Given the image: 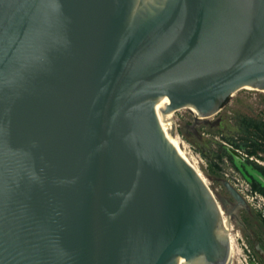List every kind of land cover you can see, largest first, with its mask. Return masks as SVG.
<instances>
[{"label": "water", "instance_id": "obj_1", "mask_svg": "<svg viewBox=\"0 0 264 264\" xmlns=\"http://www.w3.org/2000/svg\"><path fill=\"white\" fill-rule=\"evenodd\" d=\"M247 86L264 0H0V264H231L158 110L208 118Z\"/></svg>", "mask_w": 264, "mask_h": 264}, {"label": "rangeland", "instance_id": "obj_2", "mask_svg": "<svg viewBox=\"0 0 264 264\" xmlns=\"http://www.w3.org/2000/svg\"><path fill=\"white\" fill-rule=\"evenodd\" d=\"M234 93L218 113L208 118H198L194 109L185 107L174 111L171 121L167 120L161 126L168 140L204 176L229 220L228 229L231 228L229 231L235 237L237 249L231 264H249L254 251L244 235V228L249 224L250 228L257 229L261 216L255 205L259 201L249 198L253 214L244 208H238L235 214L228 210L225 201L230 194L224 181L228 179L235 185V182L239 183L235 176L240 178V175L229 158L227 146L231 141L239 142L243 138L244 119L264 120V91L246 87Z\"/></svg>", "mask_w": 264, "mask_h": 264}, {"label": "flooded vegetation", "instance_id": "obj_3", "mask_svg": "<svg viewBox=\"0 0 264 264\" xmlns=\"http://www.w3.org/2000/svg\"><path fill=\"white\" fill-rule=\"evenodd\" d=\"M246 137L247 133L245 132L243 138L239 142L234 140L231 141V143L227 146V150L230 154L232 153L229 151V148H234L240 154V157H235L232 154V163L235 170L240 175V178L235 176V179L239 181V183H235L242 187H236V184L234 185L230 182V180L226 179L239 191V193L245 199L246 203H239L224 183L226 189L230 194L229 197H227L225 203L228 210L232 214H235L238 208H244L247 212L253 214V210H251L250 206L251 203L249 197H254L258 199L259 204L255 205V208L258 209V213L261 216L260 219L257 221L258 227L257 229H254L250 228L249 224L246 225V228H244V235L251 244L255 254H252V258L250 257L249 264H264V192L254 188V182H258L262 187H264V170L260 168L264 167V150H259L257 153H250V147L247 144L248 140ZM237 143L239 144V146H237ZM241 179L243 180V182H241ZM258 213L256 212V214ZM248 250L251 251V249L249 248Z\"/></svg>", "mask_w": 264, "mask_h": 264}, {"label": "trees", "instance_id": "obj_4", "mask_svg": "<svg viewBox=\"0 0 264 264\" xmlns=\"http://www.w3.org/2000/svg\"><path fill=\"white\" fill-rule=\"evenodd\" d=\"M244 133H247V140L249 145L250 153H257L259 150H264V120H257L256 118H247L243 120ZM261 141H260V140ZM237 146L239 144L237 143ZM228 152V150H227ZM229 158L232 160L233 155L228 152ZM264 170V167H260ZM254 188L264 192V187H262L258 182H254ZM264 220V218H263Z\"/></svg>", "mask_w": 264, "mask_h": 264}, {"label": "bare ground", "instance_id": "obj_5", "mask_svg": "<svg viewBox=\"0 0 264 264\" xmlns=\"http://www.w3.org/2000/svg\"><path fill=\"white\" fill-rule=\"evenodd\" d=\"M249 87V86H247ZM250 88H253V87H250ZM195 111V110H194ZM172 115H173V112H170V113H166L164 114L163 112H160L158 110V117H159V120H160V123H164L166 122L167 120H170L172 119ZM169 121V124L171 123ZM180 152V151H179ZM181 153V152H180ZM182 154V153H181ZM183 155V154H182ZM184 156V155H183ZM185 157V156H184ZM186 158V157H185ZM187 159V158H186ZM188 160V159H187ZM190 162V160H188ZM192 165H194L192 162H190ZM195 166V165H194ZM196 167V166H195ZM197 169V167H196ZM198 170V169H197ZM199 171V170H198ZM200 172V171H199ZM201 173V172H200ZM203 176V175H202ZM204 177V176H203ZM224 222H225V225L228 227V225L230 224L229 220L224 216ZM229 228V227H228ZM230 242H231V257H233L236 253V240H235V237L232 235V232L230 233ZM179 264H186V263H179Z\"/></svg>", "mask_w": 264, "mask_h": 264}, {"label": "built area", "instance_id": "obj_6", "mask_svg": "<svg viewBox=\"0 0 264 264\" xmlns=\"http://www.w3.org/2000/svg\"><path fill=\"white\" fill-rule=\"evenodd\" d=\"M250 198V197H249ZM254 197H252V199H253Z\"/></svg>", "mask_w": 264, "mask_h": 264}]
</instances>
